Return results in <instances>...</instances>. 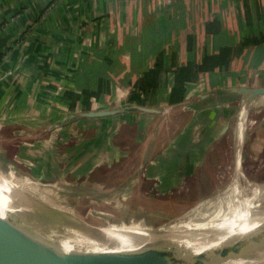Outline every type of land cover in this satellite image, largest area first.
<instances>
[{
    "label": "crops",
    "instance_id": "obj_1",
    "mask_svg": "<svg viewBox=\"0 0 264 264\" xmlns=\"http://www.w3.org/2000/svg\"><path fill=\"white\" fill-rule=\"evenodd\" d=\"M219 45L229 63L214 68ZM261 51L264 0H0V153L37 160L32 177L86 196L138 198L149 174L169 193L202 171L232 124L227 104L241 96L227 89L263 87ZM172 119L182 128L167 140ZM164 141L166 152L152 156ZM141 144L156 163L110 182L128 146Z\"/></svg>",
    "mask_w": 264,
    "mask_h": 264
},
{
    "label": "bare ground",
    "instance_id": "obj_2",
    "mask_svg": "<svg viewBox=\"0 0 264 264\" xmlns=\"http://www.w3.org/2000/svg\"><path fill=\"white\" fill-rule=\"evenodd\" d=\"M255 100L256 96L245 97L238 112V116H241V123L238 125L241 129V139L245 128L244 119ZM121 168L123 167L121 166ZM224 175L226 174L224 173ZM239 186V182L235 181L226 192L216 199L200 204L189 213L166 225L155 228L147 227L140 216L133 218L129 223L123 221L112 224L109 220L111 214L108 212L112 201L94 200L92 202L93 212L90 216V226L104 236L100 238L95 237L87 229L84 230L85 224L73 212H70V209L65 208L59 202L64 198V192L59 189L30 185L29 182H22L0 169V209L1 211L17 210L26 214L49 229L68 248L75 250L107 251L162 247L179 250L182 253L188 252L192 255H199L217 251L229 242L248 238L250 240L254 239L255 243H252L249 247L247 257L229 260L225 264H264V186L251 191L252 195L249 198L243 197L245 195L243 193L247 191V185L243 186L242 190L238 189ZM54 195L61 199L53 198ZM35 197L37 201L34 200ZM213 201L215 202L212 203ZM37 202L42 206L43 204L46 205L48 211L52 213L43 212ZM66 222H70L71 227H67ZM0 264L21 263L9 252L0 250ZM76 264L105 263L88 262L83 258H79L76 260Z\"/></svg>",
    "mask_w": 264,
    "mask_h": 264
},
{
    "label": "rangeland",
    "instance_id": "obj_3",
    "mask_svg": "<svg viewBox=\"0 0 264 264\" xmlns=\"http://www.w3.org/2000/svg\"><path fill=\"white\" fill-rule=\"evenodd\" d=\"M261 86L264 87V85ZM248 87L259 88L254 87L253 85H249ZM244 99L245 97L241 96L236 99V103L227 104L230 106L229 108L235 110L234 117L233 113H231L233 118L232 124L230 125L231 128L229 132L219 136V138L215 139L210 145L206 153L207 158L204 168L202 167V171L201 167L198 168L196 173L191 176L192 178L183 181L184 183L181 186L175 187L169 193H162L159 188L157 189L156 184H159V179H156V175L151 174L150 176L149 174V178L146 179V177H141L143 179H140L141 188L137 192H140L141 196L138 198H133L129 201H126L124 200L126 199L124 195L114 194L110 196H99L97 197L99 199H97L96 196H86L78 193V187L75 185H55V183H49L44 180L32 177L33 175L31 174V169L29 167H31V165L34 167V165L37 164V160L34 162L32 161L31 165L27 163L29 166L19 164L16 159H13L12 151H9V156H11L10 158L12 159H8L7 156H4L0 153V169H2L6 174L11 175L22 182H29L30 185L59 189L60 191L64 192L65 195L63 199L57 198L56 195H54L53 198L61 199L59 202H61L65 208L70 209L69 211L73 212L78 217V219H80L85 224L90 225V216L93 212L92 202H94V200L98 201L105 199L112 201L109 205L110 211H108L111 214L109 220L112 224H118L123 221L125 223H129L133 218L140 216L147 227L155 228L163 226L189 213L200 204L216 199L226 192L235 181H238L240 184L238 189L242 190L243 186L245 187V185H247V191L243 193L245 194L243 196L244 198H249L250 195H252L251 191L264 186V96L257 98L250 107L251 111H248V114L244 119L245 128L242 132L243 137L241 139V129L238 127L239 123H241V116H238V112L243 105ZM185 117L187 118V116ZM174 123V127L171 124L163 125L165 130L162 131V133L164 132L163 134L165 135V138L168 139L172 135L176 136L177 133L180 132L179 130L182 128L180 127L182 123L180 120H177V124L176 122ZM203 131V126H198L195 136L202 137V134L205 133ZM38 134L39 133H36L37 136ZM36 135L34 136L36 137ZM43 136L44 133H42L40 137H37L39 138L38 140H43ZM161 142L160 146L156 147L158 149H152V156H160L161 153L165 151L162 149L166 148L167 143L165 141L163 143ZM127 150L129 152V156L126 157L122 163L117 165L114 172L116 175L113 176V179L110 182L116 183L121 182L122 180H125L129 177H136L138 175L141 176L144 173V169H142L143 172L142 170L140 172L144 161L147 162V165L150 162L155 164L157 161V157H152V159H148L147 157V159H144L145 157L143 158V153L145 150L144 144H141V146L129 145ZM229 162L232 164V166ZM121 166L123 168H121ZM224 173L226 175H224ZM105 182L108 183V180ZM116 199L118 201H124L125 203H123V205L119 204L115 201ZM34 200L37 201L36 197ZM214 202L215 201L212 203ZM38 204L43 212L52 213L48 211V207H46V205L43 204L42 206L40 203ZM66 223L65 225L67 227H71L70 222Z\"/></svg>",
    "mask_w": 264,
    "mask_h": 264
},
{
    "label": "water",
    "instance_id": "obj_4",
    "mask_svg": "<svg viewBox=\"0 0 264 264\" xmlns=\"http://www.w3.org/2000/svg\"><path fill=\"white\" fill-rule=\"evenodd\" d=\"M227 91L242 97L256 96V99L264 96V87H231ZM135 108L146 112H159L146 107ZM115 113L117 110L93 112L85 116H109ZM229 127L226 126L220 136L225 134ZM84 226V230L92 232L95 237H104L92 229V226L88 224ZM252 243H255L254 239L243 238L229 242L217 251L199 255L162 247L107 251L75 250L68 248L49 229L26 214L17 210L0 209V250L9 252L21 264H76L79 258L105 264H225L229 260L247 257Z\"/></svg>",
    "mask_w": 264,
    "mask_h": 264
},
{
    "label": "trees",
    "instance_id": "obj_5",
    "mask_svg": "<svg viewBox=\"0 0 264 264\" xmlns=\"http://www.w3.org/2000/svg\"><path fill=\"white\" fill-rule=\"evenodd\" d=\"M223 46L224 47L222 48L221 52L218 51L221 46L220 45L216 46L217 51H214V55L212 56V58H210V62L214 68H218L220 65L224 66V65H227V63H229V48H228V46H225V45H223ZM259 56L260 57L264 56V52L261 51V53H259ZM207 70L209 71L208 68H207ZM210 70H211V68H210ZM217 74H218V72L215 71L213 76H216ZM131 101H134V100H131Z\"/></svg>",
    "mask_w": 264,
    "mask_h": 264
}]
</instances>
